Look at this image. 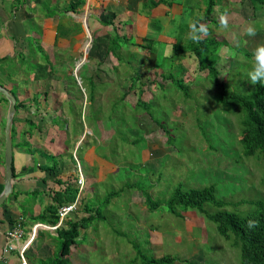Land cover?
<instances>
[{
    "label": "rangeland",
    "instance_id": "1",
    "mask_svg": "<svg viewBox=\"0 0 264 264\" xmlns=\"http://www.w3.org/2000/svg\"><path fill=\"white\" fill-rule=\"evenodd\" d=\"M181 2L166 0L161 3L169 6ZM247 2L219 0L212 19L198 23V27L204 24L210 28L209 36L223 42L217 49L216 67L226 89L239 94H248L255 89L256 84H251L248 72L255 62L254 50L264 44V10L254 11L250 4L245 5ZM149 4L146 0V5L141 4L137 10L149 18V29L153 28L149 33L156 36L145 33L147 40H143L144 37L138 40L141 39V45H149L150 53L156 55V67H161L164 74L172 73L177 78L186 74V79H191L185 83L188 96L176 89L170 80L154 78L157 87L147 83L142 95L150 100L149 114L133 112V106L129 105L135 103L138 92V86L129 88L133 71L120 65L117 70L112 69L116 65L115 57L112 54L105 56L107 39L111 35L106 28L111 27H104L93 15L89 18L90 27L87 25L86 28L83 21L84 27L81 25V32L74 38L72 53L67 47L58 49L54 55L49 54L52 60L55 58V64L51 63L54 71L44 77L48 80L53 76L51 79L57 82L53 81L51 86L43 85V89H48L46 96L49 98L43 118L38 120L43 121V131H48L45 122L49 121L48 126L59 129L55 133L60 131L61 136H67L62 155L74 162L77 175L80 166L84 169L82 197L91 195L87 201L100 208L101 216L81 230L77 241L70 246V253L65 256V264H142L143 257L135 255L134 244L143 247L147 257L173 255L177 258L176 264H186L184 260L200 264H238L236 249L218 233L214 222L205 221L195 210L182 211V216L177 217L169 211L166 198L177 185L182 189L214 185L217 197L230 203L264 200V154L257 152L249 156L244 153L239 141L245 116L243 109L223 105L221 89L214 84V78L206 74L207 70L206 73L200 71L195 56L189 53L190 26L197 16L203 19L205 4H200V10L199 1L185 0L182 13L167 24L148 16L154 10H149ZM221 8L225 10L222 13ZM77 11L81 12L82 7ZM75 16L83 18L81 13ZM222 16L227 20V27L221 24ZM73 24L60 21L59 35L66 32V27L70 32ZM128 25L131 29L126 30L127 36L135 26L131 18ZM249 25L256 30L254 37L246 35ZM143 27L144 24L141 29ZM91 28L100 29L103 36H95ZM135 33L144 34L142 30ZM151 37L154 39L150 40ZM174 43L183 45L184 49L176 53ZM135 48L140 49L131 46L132 51ZM77 50L80 53L75 54ZM150 53L147 56L137 53L136 58L142 60L144 66L140 67L136 61L134 67L143 74L142 79L154 76L155 71L150 70L153 60L147 61ZM39 54L41 63L49 64L45 61V53ZM176 54L179 56L175 57ZM210 57L205 59L209 61ZM25 58L28 63L29 57L25 55ZM80 60L82 64L76 68ZM36 63L28 64L35 67ZM68 75H73L78 88ZM90 76L96 83L93 99L88 83ZM123 93L124 99L120 100ZM157 123L168 131L169 143ZM49 132L50 135L54 133L50 129ZM135 138L136 143L133 142ZM46 154L50 163L54 157ZM58 158L60 154L55 157ZM127 182H137L145 189L150 186V196L154 200L159 198L161 204L155 211H148L142 193L126 188ZM118 190H121L119 195ZM113 191L117 196L110 198ZM108 198L110 203L104 206ZM250 207L242 204L227 209L244 213ZM75 215H86L82 205L72 217ZM60 242L55 238V253L35 258L34 264L54 263L55 257L60 256Z\"/></svg>",
    "mask_w": 264,
    "mask_h": 264
},
{
    "label": "crops",
    "instance_id": "2",
    "mask_svg": "<svg viewBox=\"0 0 264 264\" xmlns=\"http://www.w3.org/2000/svg\"><path fill=\"white\" fill-rule=\"evenodd\" d=\"M77 1L78 0H0V84L4 85L9 90L12 89L16 91V101L21 102V106L16 109L12 125L13 189L6 201L0 205V264H21L18 256V249L21 244L32 235L33 223L38 222L32 218L40 214L46 206L53 203L52 197L55 191L64 189L69 182H74V186L77 187L74 181L76 179L74 176L77 175L74 162L64 158L62 155V152L65 151L63 141L67 136H61L63 133H59L60 131L55 133L58 128L53 129V127L48 126L49 121L45 122L48 127L46 130L48 131H43L44 129L41 125L43 121L41 120V122H39L38 120V118H43L42 114L49 98L46 96L48 94V89H43V85L51 86L54 84L53 81L57 82L56 79H51L53 76L48 80L44 77L46 74L50 73L49 71H54L51 63L55 64V58L52 60L49 54L53 53L52 55H54V53H58V49L65 50L67 47L71 49L72 53L74 38L81 32V25L83 26L85 21L90 27L89 18L92 15L100 21L101 16L109 18L112 13H115V23L120 34H126V30L131 29L130 25H128L129 19L131 18L132 24L135 26L129 37H135L134 41L136 42H140L141 39L138 40V38L145 37V33L149 36H156L154 33H149V30H153V28L149 29V18L141 13V10H137L141 4L146 5V0H82L81 5L74 9L75 2ZM181 1L182 2L179 4H169V6L158 3L156 6L149 9L154 10L148 16L157 19L159 22L160 20L158 17L165 16L167 18L164 24H167L170 22L171 18H175L179 13H182V7L183 5L185 6L183 2L185 0ZM197 1H199L200 9L203 1ZM80 7H82V11L78 12L77 10ZM203 10L204 8L202 11ZM80 13L83 18L77 19L78 17H76L75 14L78 15ZM84 13H86L85 16ZM60 21L66 22L67 24L68 22L70 24L74 22L73 29L68 32L69 28L66 27V32H64L63 35H59L58 26ZM140 21H142L141 24L139 23ZM191 21L192 20H189V23L192 24ZM78 22H81V24L78 25ZM143 24L144 27L141 29ZM103 26L108 27L105 25ZM91 29L95 33V36H103V32H100V29ZM141 30L145 35L135 33V31L139 32ZM106 31H112V28H106ZM153 39L154 38L151 37V40ZM137 48H140L139 51L136 48L132 51L131 46L129 47L138 58L137 53L144 54V51H142V46ZM122 49L125 50L124 48ZM40 52L45 53L47 57L45 61H49L50 65L41 63L42 57H37V54ZM148 52L150 53L149 50L145 52V56H147ZM77 53H80V51L77 50L75 54ZM25 55L29 57L28 63H36L37 61L35 67L33 65L29 67ZM149 55V58L145 57V59L147 58V61L149 59L153 60L150 69L152 72L155 71L153 78L161 79L160 76H156L158 75L157 71L158 73L162 71L161 67H156V55L154 56L153 53ZM53 57H56V55ZM140 61L143 62L137 59V65ZM141 62L139 63L140 67L144 64ZM148 66L150 67V65ZM54 69H56V65ZM185 75L186 74H184V76ZM150 77V75L147 76L149 79ZM43 81H46V83L44 84ZM40 90H42L41 93ZM50 92L52 93L53 91ZM7 109L8 100L6 101L0 94L1 191L4 186V126ZM51 124L55 126L53 120H51ZM49 129L54 132L52 135H50ZM53 135L56 136L53 137ZM76 145L77 143L75 146ZM28 147L30 148L28 149ZM47 152L54 157H51L52 161L50 163L48 162L50 158L47 157ZM57 154H60V158L55 159ZM80 169L85 177L84 169L81 166ZM72 173L75 174L72 175ZM81 205L80 203L77 209L72 211L63 221L62 225L56 229L48 230L38 228L35 233H33L34 237L25 253L27 264H34L35 258L48 257L55 253V245L53 242L55 238H57V231L66 225L67 219L79 218L78 215H75L74 218L72 215L78 213ZM21 216L23 217L25 228L24 237L15 242L14 249L3 255L2 249L8 242L5 232L11 227V224Z\"/></svg>",
    "mask_w": 264,
    "mask_h": 264
},
{
    "label": "trees",
    "instance_id": "3",
    "mask_svg": "<svg viewBox=\"0 0 264 264\" xmlns=\"http://www.w3.org/2000/svg\"><path fill=\"white\" fill-rule=\"evenodd\" d=\"M164 1L166 0H149V6L154 7L158 3ZM218 1L219 0L203 1V4H205L203 19L197 16L194 21V24L197 27L200 21L208 22L212 19L214 7L217 5ZM240 1H248L245 5L250 4L254 11L260 8L264 10V0ZM81 3L82 0L75 2L74 9L81 5ZM224 11L225 10L221 8L220 12L222 13ZM115 17L116 14L112 13L109 18H106V16H101L100 18V22L103 25L110 26L112 28V31H110L111 35H109L107 39L105 56L112 54L115 57L117 64L112 66L113 70H117V66L120 65L129 67L133 71L129 88L131 86H138V92L135 103L133 105H129V107L133 106V112L148 113V104H150V100L142 98V95L147 83L151 84L152 87H157V85L154 82V78L142 79L143 74L139 73V71L134 67V63L137 61V58L135 53L129 49V46H142L143 49L149 50V45H141V42L134 41V37L131 39V37H127L126 34H120L115 23ZM207 28L208 33H210V28ZM149 39L151 40V38ZM143 40L146 41V37H144ZM222 44L223 42L218 41L216 37H211L208 34L199 42H195L191 39L190 45H188L189 53H192L195 56L198 69L204 73H206L205 70H207L206 74L211 75L214 78V84H216V86L221 89L223 105L243 109L245 116L241 122L242 129L239 141L243 147L244 153L249 156L255 155L257 152L264 154V84L257 83L255 89L248 94L229 92L226 89L224 82L220 79V73L216 67V61L218 59L217 51L219 50L218 47ZM123 46L125 47V50L122 49ZM173 48L176 53H180L182 49H184V46L174 43ZM178 56L179 54H176L175 57ZM207 56H211L209 61L205 59ZM99 63L100 61L98 64ZM182 69L184 72L185 69L183 66ZM68 76L73 79V82L76 85H74L75 88H78L76 82L74 81L73 75ZM157 76H160L163 81L170 80L176 89L182 90L186 96L189 95L188 88L185 83L191 81V79H186V75L184 76L183 74V76L177 78L172 76V73L164 74V72L161 71ZM88 83L89 87L91 86V94L93 95L91 99H93L96 94V91L94 92L96 89V83L92 79V76L89 77ZM105 83H103V85H105ZM10 92L15 95L14 90L10 89ZM124 94L125 93L122 94L120 100L124 99ZM1 97L7 101L4 95L1 94ZM114 105H116V103H114ZM114 105L112 108H114ZM20 106L21 102L16 101V109H18ZM157 125L158 129L161 128L160 130H162L167 135V141L169 143L171 141V136H169L168 131H166L163 127H160V123H157ZM125 140L126 139H124V141ZM133 142L136 143L137 138H135ZM74 185L75 184L69 182L64 187V189L55 191L52 197L53 203L46 206L40 214L34 216L32 219L51 225L55 224L58 220V207L62 204L73 201L77 196L78 189ZM124 186L142 193L144 197V203L148 211H155L161 204L159 198L158 200H154L150 196V186L145 189L142 188L140 184H137V182H127ZM1 189L2 187H0V191ZM120 191L118 190V194L116 191H113L109 197L112 198L119 195ZM88 202L89 201H87V197H82L80 199L82 208L84 211H86L87 215L81 216L77 219H67L66 225L57 231V238L61 240L60 247L58 248L60 254L59 258L55 257L54 260L56 261L54 263L50 261L45 262L44 264H60V262H64L65 264L67 262L65 256L70 253V246L77 241L81 230L86 229L89 224L95 220V218H101L99 213L100 208L96 205H89ZM109 203L110 199L108 198L107 203L105 202L104 206H108ZM166 204L169 211L177 217L182 216V211L195 210L204 217L205 221L214 222L216 224L218 233L229 242L231 247L236 249L238 264H264L263 199L243 200L230 203L217 197L216 188L214 185L189 187L186 189H182L177 185L172 193L166 198ZM242 204H248L251 207L244 213L227 209L229 206H232V208L235 209L236 206H240ZM142 217L145 220V217ZM133 248L135 249V255L137 257H143L142 264H176L177 258L173 255L165 254L160 257L151 255L150 257H147L142 251L143 247L134 244ZM184 261L186 264H200L190 260Z\"/></svg>",
    "mask_w": 264,
    "mask_h": 264
},
{
    "label": "built area",
    "instance_id": "4",
    "mask_svg": "<svg viewBox=\"0 0 264 264\" xmlns=\"http://www.w3.org/2000/svg\"><path fill=\"white\" fill-rule=\"evenodd\" d=\"M76 179H77L76 185H77V189H78L77 196L73 201L62 204L58 207V210H57L58 220H57V222L53 225L47 224V223H41V222L33 223L32 235L29 238H27L21 244V246L18 249V256H19V259L21 261V264H27L25 253H26V250H27L29 244L31 243V241L34 237L33 233H35V231L38 228L48 229V230L56 229L57 227L62 225V223L66 219V217L72 211L77 209V207L79 206L82 190H83V187L85 184L84 176H83L81 169L78 170V175H77ZM24 233H25V228H24V224H23V217L21 216V217H18V219H16V221L13 224H11V227L5 232L8 242H7L6 246L2 249L3 255L15 248V242L21 240L24 237Z\"/></svg>",
    "mask_w": 264,
    "mask_h": 264
},
{
    "label": "water",
    "instance_id": "5",
    "mask_svg": "<svg viewBox=\"0 0 264 264\" xmlns=\"http://www.w3.org/2000/svg\"><path fill=\"white\" fill-rule=\"evenodd\" d=\"M158 18L160 22L164 24L166 22L165 20L167 17L161 16ZM85 25L87 26V24ZM81 64H82V60L77 61L76 68H78ZM0 93L4 95L8 100V109L6 114L5 126H4V186H3V190L0 193V205H2L6 201L8 195L11 193L13 189L12 188V180H13L12 125H13L14 115L16 112V97L10 92V90L7 87H5L2 84H0Z\"/></svg>",
    "mask_w": 264,
    "mask_h": 264
},
{
    "label": "clouds",
    "instance_id": "6",
    "mask_svg": "<svg viewBox=\"0 0 264 264\" xmlns=\"http://www.w3.org/2000/svg\"><path fill=\"white\" fill-rule=\"evenodd\" d=\"M221 24L223 27H227V20L223 16L221 17ZM190 28L189 38L195 42H199L209 34L208 28L204 24H200L199 27L192 24ZM246 35L254 37L256 35L255 28L249 25L246 28ZM254 61L251 71L248 72L249 81L253 85L257 83L264 84V44L258 45L254 50Z\"/></svg>",
    "mask_w": 264,
    "mask_h": 264
},
{
    "label": "bare ground",
    "instance_id": "7",
    "mask_svg": "<svg viewBox=\"0 0 264 264\" xmlns=\"http://www.w3.org/2000/svg\"><path fill=\"white\" fill-rule=\"evenodd\" d=\"M85 27L87 28V26L85 25Z\"/></svg>",
    "mask_w": 264,
    "mask_h": 264
}]
</instances>
